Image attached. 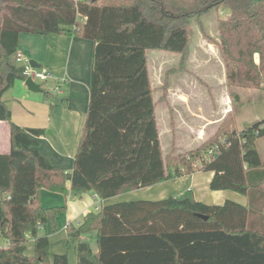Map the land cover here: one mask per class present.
<instances>
[{
	"label": "trees",
	"instance_id": "trees-1",
	"mask_svg": "<svg viewBox=\"0 0 264 264\" xmlns=\"http://www.w3.org/2000/svg\"><path fill=\"white\" fill-rule=\"evenodd\" d=\"M167 1L0 0V120L8 124L10 145L0 153V264H68L67 252L51 253L48 235L39 234L47 226L56 230L65 211L41 206L42 189L108 199L198 169L213 173L211 190H233L246 203L167 196L101 204L66 226V245L78 239L76 264H264V161L256 147L264 118L238 130L234 95L213 134L192 149L164 154L147 67L149 50L185 55L190 20L223 7L217 49L226 83L264 91V0H199L191 9ZM21 33L94 43L87 112L70 168L53 166L39 151L45 129L15 123L2 100L25 80L22 66L10 61ZM90 232L95 252L81 239Z\"/></svg>",
	"mask_w": 264,
	"mask_h": 264
},
{
	"label": "rangeland",
	"instance_id": "rangeland-1",
	"mask_svg": "<svg viewBox=\"0 0 264 264\" xmlns=\"http://www.w3.org/2000/svg\"><path fill=\"white\" fill-rule=\"evenodd\" d=\"M168 1H171L174 5L177 3V5H179L178 8L185 9H191L201 4L199 0ZM169 6L170 5H168V7ZM169 8L174 10L173 6ZM227 13V9L218 7V9H212L203 16H196L191 19L189 23L190 41L188 49L183 56L178 53L161 50L147 51V67L151 87L153 89V97L157 103V126L160 132V143L164 154L170 150L175 153H181L187 149L193 148L196 143L191 144L190 139L194 138L195 135L199 133V131H196L195 127L203 126V132H201V134L204 138L209 136L211 129H213V125L217 122L213 125L209 124L205 126V121L203 123L201 122L202 115L210 120L214 117L221 116L222 118L227 111L234 106V95H239L240 99V95L242 94L238 106L239 111L234 118L235 127L254 122L255 114L259 112L262 114L264 112V97L253 99L251 102L247 101L249 100L247 98H251L254 95L258 96V91L256 89L233 88L229 87L226 83L223 61L217 49L219 34L217 19L225 17ZM41 37L43 36L31 33L20 34L18 48L25 59H35L32 54L42 55L44 53L43 49L38 51L34 50L36 46V42L34 41H40V39H42ZM11 60L14 61L13 55L11 56ZM54 76L56 77V75ZM57 78L58 77H56V79ZM56 79L49 78L46 81L35 80V83L41 88L48 90L50 94L48 97H44L42 92L29 91L26 86L20 87L16 83L3 93L2 100H4L9 110L13 108L14 115L16 116V109H21V107L20 102H15L13 98L22 92L30 93L31 97H34L35 101H37L36 105L38 107H40L42 103L46 106V108H43L44 111H41L44 120L46 121V117L49 116V120L46 122L56 125L58 121L57 111L58 109L62 110L64 106V102L61 99L63 95L54 91V86L61 83V80L58 81ZM50 105H52V108ZM38 111L39 110H37V112ZM47 112L49 113L47 114ZM36 115H38V113ZM178 124H181V128ZM175 127L177 131L174 130ZM45 133L48 139L53 143L52 147L57 150V141H55L54 138V136H56L55 128L46 127ZM174 141L176 142L174 143ZM187 142L190 144L187 145ZM258 149L264 158V137L259 141ZM42 191L41 205L43 207L60 205L63 203L62 195L48 190ZM131 193H133L132 196L134 199H145L157 194L144 188ZM236 193L238 196L241 195V193ZM183 196L190 197L191 195L186 192ZM92 208L94 209L93 206ZM60 220H63L62 216ZM50 233L51 230L49 228L39 231V234L47 235ZM54 239L55 240L50 239V252H67L68 264H76L73 250L74 240H71L67 246L65 240L58 234ZM0 244H3L1 238ZM32 251L33 241L29 239L26 242V253L30 254Z\"/></svg>",
	"mask_w": 264,
	"mask_h": 264
},
{
	"label": "crops",
	"instance_id": "crops-1",
	"mask_svg": "<svg viewBox=\"0 0 264 264\" xmlns=\"http://www.w3.org/2000/svg\"><path fill=\"white\" fill-rule=\"evenodd\" d=\"M40 36H43L41 37L42 39H40V41H34L36 42L34 50L38 51L43 49L44 53L42 55L32 54L34 55L33 57H35V59L31 60L33 61V63L39 65L38 68L48 69L51 72L53 71L54 74H52L56 75V77H58L57 79H63L61 83H58L61 90L60 94L63 95V97L61 98L64 102L63 109H58L57 111V124H50L46 122L49 120V116L46 117L45 121L43 113L41 112L44 111L43 108H46L44 103H42L41 105L39 104L40 107H38L36 105L37 101H35L34 97H31L30 93L22 92L21 94H18L16 97L13 98L15 102H20L21 109H16L17 114L15 116L13 108H10L11 117L15 123L21 126L42 127L44 129H46V127H54L56 130V136H54V138L55 141H57L58 149L56 148L57 150H55L52 147L53 143L50 139H48L47 134L44 133V135L40 137L39 151L41 154L45 155L50 160L53 166L70 168L73 164L74 155L77 149L81 130L87 112L89 99L90 65L92 60V51L94 43L89 39H85L75 35L48 34ZM17 51H19L18 46ZM10 61L12 62L11 59ZM24 81L25 80H16L14 85L17 83L20 87L26 86ZM257 91L258 96L254 95L251 98H247L249 99L247 100L248 102H251V100L253 99L264 97V91ZM40 92L41 91H39L38 93ZM241 98L242 94L240 95V100ZM50 106L52 108V105ZM37 110L39 111L37 112ZM238 111L239 110L237 109L234 114V118ZM36 112L38 113V115H36ZM48 113L49 112H47V114ZM262 118H264V112L262 114L261 112L256 113L254 116V121L260 120ZM221 119L222 118L220 116L216 118L214 117L212 120H210L202 115L201 122L203 123L205 121V126L209 124L213 125L217 122L213 125V129H211L209 136L214 133ZM180 125L178 124V126ZM243 126L244 125L240 127L236 126V128L239 130ZM195 129L196 131H199V133H197L194 138L190 139V143H196L195 146H197L204 139L203 135L201 134V132H203V126L195 127ZM174 130L177 131L176 127L174 128ZM260 140L261 138L258 139L256 142L257 149ZM175 142L176 141H174V143ZM190 143L187 142L186 144L188 145ZM9 149L10 145L8 124L0 120V153H7ZM258 151L259 153H261L259 149ZM262 160L264 161L263 157ZM212 174L213 173L211 171H204L198 169L192 173L184 174L170 180L123 192L108 199H100L92 191L83 192L81 194H73V192L69 190L66 195L58 192H53L62 195L63 203L60 205H65V211L60 214L56 220V230H52L49 226L45 227L43 230H46L47 228L51 230V233L47 234L49 238V243L50 239L55 240L54 237L57 234L61 236L62 239L66 242V226L68 224L77 225L81 222L82 217L85 213L89 211H95L96 207L101 204L121 201L125 199H134V197L132 196L133 193L131 192H135L143 188L148 191H153L154 193H157L155 196H149L145 199H160L167 196H175L178 198H182L187 197L183 196L187 192L190 193V198L208 204H221L225 199H232L241 204L246 203V196L243 194L238 196L236 195L237 193L233 190H211L209 188V182L212 177ZM42 190L40 191L39 195L40 205L43 194ZM92 206L94 207V209L92 208ZM61 216L63 217V220H60ZM94 234V232H90L86 235H82L81 239L89 240L90 246L95 252L97 250L95 240L93 238H90L93 237ZM71 240H74L73 250L75 255V246L77 244L78 239L75 238Z\"/></svg>",
	"mask_w": 264,
	"mask_h": 264
},
{
	"label": "built area",
	"instance_id": "built-area-1",
	"mask_svg": "<svg viewBox=\"0 0 264 264\" xmlns=\"http://www.w3.org/2000/svg\"><path fill=\"white\" fill-rule=\"evenodd\" d=\"M73 1L76 3L79 0H73ZM13 59L16 64H21L22 73L25 77V80L29 78L35 82V80L46 81L49 78L56 79L50 70L33 67L29 63V60L25 59L20 51H16L13 54ZM56 80L59 81L61 79H56ZM61 81H63V79ZM54 91L58 94L61 93L59 84L54 86Z\"/></svg>",
	"mask_w": 264,
	"mask_h": 264
},
{
	"label": "water",
	"instance_id": "water-1",
	"mask_svg": "<svg viewBox=\"0 0 264 264\" xmlns=\"http://www.w3.org/2000/svg\"><path fill=\"white\" fill-rule=\"evenodd\" d=\"M29 63L33 66V67H39V65L38 64H36V63H33V61L32 60H29ZM24 83H25V85L27 86V88L29 89V90H31V91H34V92H39V91H41V87L37 84V83H35L33 80H31V79H26L25 81H24ZM235 99L236 100H238L239 99V96L238 95H235ZM198 216H200V217H202V218H206V216L205 215H202V214H198Z\"/></svg>",
	"mask_w": 264,
	"mask_h": 264
}]
</instances>
